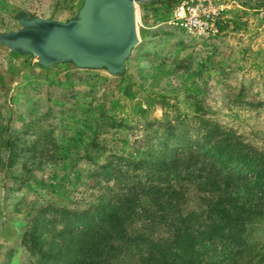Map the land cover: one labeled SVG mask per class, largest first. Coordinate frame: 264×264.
<instances>
[{"label": "rangeland", "instance_id": "1", "mask_svg": "<svg viewBox=\"0 0 264 264\" xmlns=\"http://www.w3.org/2000/svg\"><path fill=\"white\" fill-rule=\"evenodd\" d=\"M178 1L133 0L138 42L121 73L71 61L45 67L0 43V264L35 259L20 244L29 210L87 207L104 189L101 164L156 161L176 139L199 137L201 121L264 154V0H205L200 32L171 23ZM83 2L0 0V32L23 28V16L75 19ZM170 184L183 196L182 214L209 199L193 181L173 177ZM143 205L159 213L148 200ZM251 221L234 264H264V207ZM126 229L152 228L140 217ZM138 252L124 248L112 264L135 263Z\"/></svg>", "mask_w": 264, "mask_h": 264}, {"label": "trees", "instance_id": "2", "mask_svg": "<svg viewBox=\"0 0 264 264\" xmlns=\"http://www.w3.org/2000/svg\"><path fill=\"white\" fill-rule=\"evenodd\" d=\"M199 129V137L176 139L169 155L156 161L101 164L96 174L104 189L85 208L46 203L29 210L20 237L35 256L29 264H112L132 246L139 251L136 262L122 264L238 263L247 245L244 225L264 207V154L215 124L201 121ZM173 177L209 195L199 212L179 211L183 196L170 184ZM140 217L152 229L129 234L126 222Z\"/></svg>", "mask_w": 264, "mask_h": 264}, {"label": "water", "instance_id": "3", "mask_svg": "<svg viewBox=\"0 0 264 264\" xmlns=\"http://www.w3.org/2000/svg\"><path fill=\"white\" fill-rule=\"evenodd\" d=\"M19 22L23 28L0 32V43L12 52L31 53L45 67L71 61L121 73L138 42L133 0H84L75 19L23 16Z\"/></svg>", "mask_w": 264, "mask_h": 264}, {"label": "built area", "instance_id": "4", "mask_svg": "<svg viewBox=\"0 0 264 264\" xmlns=\"http://www.w3.org/2000/svg\"><path fill=\"white\" fill-rule=\"evenodd\" d=\"M205 0H179L172 12L171 23L188 32L203 31L207 25L201 11Z\"/></svg>", "mask_w": 264, "mask_h": 264}]
</instances>
